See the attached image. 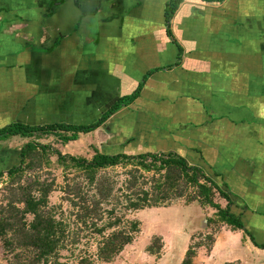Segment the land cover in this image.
I'll return each instance as SVG.
<instances>
[{
    "label": "crops",
    "instance_id": "obj_1",
    "mask_svg": "<svg viewBox=\"0 0 264 264\" xmlns=\"http://www.w3.org/2000/svg\"><path fill=\"white\" fill-rule=\"evenodd\" d=\"M169 1L0 0V130L90 125L152 73L93 133L107 131L113 155L175 153L200 168L264 247V0H184L173 39ZM19 140H0L5 176ZM213 238L194 264H264L243 231Z\"/></svg>",
    "mask_w": 264,
    "mask_h": 264
},
{
    "label": "trees",
    "instance_id": "obj_2",
    "mask_svg": "<svg viewBox=\"0 0 264 264\" xmlns=\"http://www.w3.org/2000/svg\"><path fill=\"white\" fill-rule=\"evenodd\" d=\"M183 1L170 0L166 4L164 16L167 35L170 39L173 38L168 24ZM150 74L152 73H149L147 77ZM147 77L131 95L119 98L96 122L90 125L57 124L31 127L15 123L0 130L1 141L8 137L30 140L21 148L18 165L12 166L6 172L9 180L6 189L10 196L6 204L0 206V247L7 264H59L60 253L66 249L68 244L65 229L55 220L48 208V196L53 191L52 184L45 185L27 176L35 168H40L42 164L48 162V153L57 157V163L60 166L83 172L88 186H94L96 195L91 200L88 195L79 194L72 195L75 198L70 200L71 205L79 209L78 219L83 223L89 217L101 220L100 206L109 201L113 191L108 179L100 178L98 173L118 167H131L128 171L130 179L127 182L129 194L124 196L127 212L162 208L161 206L166 202L186 197L189 203H197L201 208L214 211L217 223L227 227L231 232L243 231L256 247L264 248L255 243L240 219L232 214L233 203L221 186L207 177L200 168L190 166L183 157L175 153L138 155L119 153L113 155L103 154L95 149L93 158L88 161L85 158L62 155L52 150L50 146L41 145L35 141L53 135L60 142L67 144L77 141L81 135L93 133L122 107H128L139 98ZM143 173L151 174L150 180L143 177ZM3 176V173H0V178ZM139 180L143 181V186L149 181L150 188L148 190L137 189ZM189 189L192 192L188 194ZM69 193H72V189ZM218 200L223 201L224 205L217 202ZM103 213L111 215L114 212ZM214 222L207 220L208 224ZM118 223L109 224L105 229H114ZM127 224L126 228L114 230L108 236H103L104 228L96 230V233L102 237L97 252L99 261L106 264L112 262L126 246L132 243L133 236L139 232L140 224L138 221L127 222ZM206 239L209 242L206 249L209 251L214 238L207 236ZM160 244V239L155 238L154 244L149 246L146 252L151 256L158 255L161 250ZM201 247L204 245L190 246L182 264H193L195 252ZM77 264H91V261L88 258H80Z\"/></svg>",
    "mask_w": 264,
    "mask_h": 264
},
{
    "label": "rangeland",
    "instance_id": "obj_3",
    "mask_svg": "<svg viewBox=\"0 0 264 264\" xmlns=\"http://www.w3.org/2000/svg\"><path fill=\"white\" fill-rule=\"evenodd\" d=\"M105 131L99 130L98 134L81 135L77 141L67 144L60 142L53 135L35 141L41 145L50 146L52 150L60 152L62 155L85 158L90 161L94 156L95 149L103 154L111 153V149L104 148L105 144L110 141L107 139ZM29 141L27 139L19 140L14 148L19 153V150L21 151V148ZM15 143V140L11 141V145ZM47 156L48 162L42 164L40 168H35L27 176H30L32 180H39L45 185L52 184L53 191L48 196V208L55 220L65 229L68 242L66 249L60 253L59 264H77L80 258L90 259L91 264H106L97 259L98 246L102 237L96 233V230L105 229L106 226L114 222L119 223L114 229H105L103 236H108L114 230L126 228L127 222L138 221L140 226L139 232L133 236L132 243L108 264H182L185 252L190 246L201 244L204 245L203 250L206 249L209 245L207 236H214L220 231V228H224L220 223H217L214 211L201 208L197 203H189L186 197L166 202L161 206L162 208H158L156 211L146 209L127 212L124 196L129 194L127 182L130 179L128 171L131 167H118L98 173L100 178L108 179L113 191L109 201L100 206L102 209L101 220L89 217L83 223L78 219L79 209L73 207L70 200H74V196L77 194L88 195L91 200L96 195L94 186H88L83 172L60 166L56 156L49 153ZM15 159L17 156L12 155L11 163L9 162L8 165L14 166L17 162ZM142 176L150 180L152 175L143 173ZM8 184L7 176L4 175L0 178V206L5 205L9 199L10 194L6 189ZM142 184H144L143 181L139 180L137 189L148 190L151 186L149 181L145 186ZM70 189H72V193H69ZM190 192L192 190L189 189L188 194ZM217 202L224 205L223 201L218 200ZM106 211L114 213L104 214L103 212ZM209 219L215 222L208 224L207 220ZM155 238L160 239L161 250L158 255L151 256L146 250L154 244ZM185 238L187 241L189 240L187 247ZM0 264H7L4 261L1 247Z\"/></svg>",
    "mask_w": 264,
    "mask_h": 264
}]
</instances>
